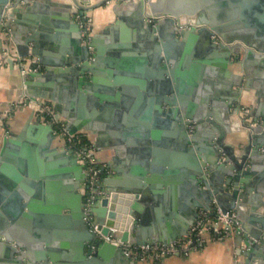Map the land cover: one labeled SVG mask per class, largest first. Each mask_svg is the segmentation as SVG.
I'll return each instance as SVG.
<instances>
[{"label": "water", "instance_id": "obj_1", "mask_svg": "<svg viewBox=\"0 0 264 264\" xmlns=\"http://www.w3.org/2000/svg\"><path fill=\"white\" fill-rule=\"evenodd\" d=\"M22 2L27 6H21ZM203 3L115 0V22L85 41L87 32L77 15L86 16L94 7L91 0L46 4L54 21L35 13L37 0L33 5L29 0H0L1 51L4 55L11 49L7 58L11 68L29 58L39 65L22 74L29 101L54 103L71 133L82 127L94 131L105 101L117 97L109 91L125 80L120 78V60L131 57L123 53L124 42L118 41L117 32L128 40L133 26L149 44L140 60L149 57L154 65L143 69L152 79L143 120L148 127L158 123L168 127L174 146L171 150L150 146V131H142L140 165L125 180L120 168L115 176L105 178L107 194L96 196L90 212L104 233L113 227L128 244H171L188 234L200 211L218 205L239 218L242 264H264V99L254 110L255 122L247 125L249 139L237 151L225 143L226 131L217 134L208 118L212 115L208 107L220 103L217 98L194 97L195 114L183 98L184 91L198 95L196 83L210 74L207 63L212 54L224 51V68L232 56L244 64L249 60L264 64V48L251 44L236 29L232 21L236 10L232 13L228 6L229 12L209 17ZM8 8L11 11L3 23ZM54 25L63 28L65 40L60 41ZM7 33L10 44H5ZM196 41L201 43L198 62L186 56L188 69L181 68L185 65L176 61L173 48L192 46ZM185 78L190 80L187 88ZM230 107L224 104L226 110ZM34 113L18 135L4 137L0 149V264H136L121 245L92 230L84 203V167L73 149L52 147L53 126L43 121L34 124ZM204 126L211 133L202 135ZM33 129L36 137H42L39 148L27 140Z\"/></svg>", "mask_w": 264, "mask_h": 264}, {"label": "crops", "instance_id": "obj_2", "mask_svg": "<svg viewBox=\"0 0 264 264\" xmlns=\"http://www.w3.org/2000/svg\"><path fill=\"white\" fill-rule=\"evenodd\" d=\"M29 1L33 5L32 3L36 0ZM37 1H39V5L35 13L48 16L51 21H54L56 17L51 15V12L47 10L48 8H44L46 4L65 5L71 2V0ZM103 1L91 0L94 7L86 11V17L94 33L102 32L105 27L113 24L117 19L113 10L115 0ZM201 1L204 2L206 15L209 17H220L223 13L225 14V11H228L226 10L228 6L232 13L237 11L236 17L232 19L237 23L236 29L251 44L264 48V0ZM21 6H27V2H22ZM54 26L55 33L59 34L60 41L65 40L67 34L63 31V28ZM59 28L60 31H57ZM117 33L118 41L124 42V44H121L123 45L121 49L124 51L122 52L131 56H126L120 60L122 72L119 74L120 78L125 80L114 84V88L109 91L113 95L116 94L117 97L110 102L109 100L105 101V104H107L105 109L99 110L102 116L96 118L97 128L93 131L82 127L79 131L88 134L96 147L97 156L107 163V177L115 176L117 174L116 168H120L122 179L125 180L131 176L135 165H140L138 161L143 158L141 154L143 143L141 137H139L142 131H150L149 138L152 141L148 144L150 146L158 145V147H166V150H171L174 143L171 140V132L168 127L162 126L160 123L151 124L148 127L145 125V120H143V115L149 105L147 97H151L150 91L152 89V84H150L152 79L144 75L143 69L145 67L153 68L154 65L147 56V61H141L140 59L143 58V53H148L149 44L145 38L136 33L133 26L130 27V38L128 40L122 38L120 31ZM234 42H239L244 47H250L239 39ZM192 44L188 47L182 45L173 48L176 61L181 65H185L181 67L183 69H188L186 56L189 57L190 62H198L197 60H199L197 53L201 51V43L196 41ZM1 49L0 45V61H2L0 64V149L4 137L6 135H18L34 111V107L27 103L29 99L24 96L25 85L22 81L23 73L20 71L19 63L16 62L15 68H11L9 62L4 59ZM223 52V50H220L219 53L210 56L211 61L207 63L210 74L204 75L201 82H197L195 86V89H199L198 95L195 96L192 92L186 93L184 91L183 98L186 106L194 114L196 112L193 105L197 102L194 97L205 94L217 98L216 100L220 103L208 107V110L212 112V115L208 118L215 126L217 134L226 131L225 143L236 147L237 150L240 144L246 143L249 139L250 128L247 125L251 121L255 122L254 110L257 108L258 103L264 99V64L253 60H249L248 63L244 64L242 59H235L232 56L228 59L229 63L224 68L222 61L225 56ZM230 60L234 62L231 63ZM132 72L134 77L129 74ZM126 78L131 80L139 78L143 81L139 83L135 79L128 81ZM111 80L114 79L111 78ZM189 81L187 78L184 79V88L190 85ZM229 103L231 107L226 110L224 104L228 105ZM77 110L79 111V109ZM32 120L34 124L41 122L36 113H34ZM36 131V129H33L29 133L27 132V140L36 148H39L42 145V137H36ZM211 131V128L204 126L202 135L209 134ZM166 143H169V145L165 146ZM52 147L64 150L61 140L56 137L52 141ZM181 199L184 201L183 197ZM241 246H243L242 238L237 233L223 240H211L203 248L192 250L187 255L167 256L163 259L162 264H242L244 255L238 254V249Z\"/></svg>", "mask_w": 264, "mask_h": 264}, {"label": "built area", "instance_id": "obj_3", "mask_svg": "<svg viewBox=\"0 0 264 264\" xmlns=\"http://www.w3.org/2000/svg\"><path fill=\"white\" fill-rule=\"evenodd\" d=\"M82 4H85L81 1ZM11 8L3 17L5 23ZM84 32H87L85 41H89L93 33L92 26L85 16L77 15ZM6 43L9 42V33H7ZM4 59L11 56V49H7ZM2 61H0V64ZM20 71L25 73L29 70H37L39 65L35 59H29L19 64ZM34 107V112L39 116L41 121L49 123L54 128L56 138L61 140L63 149H73L78 157V161L83 165L84 172L87 175L85 194V210L87 220L90 222L92 230L97 235L108 241L121 245L126 253L135 260L136 264H162L165 257L170 255H187L192 250L203 248L211 240H223L239 233V218L234 211L224 212L218 205L212 210L200 211L196 222L191 226L187 235L178 238L171 244L156 242L152 245H131L121 239L118 230L111 227L108 233H104L100 224L94 219L90 212L92 204L95 202L97 195H106L104 189V179L107 177V163L100 160L97 156V150L90 137L86 132L78 131L71 133L62 117L57 115L53 103L50 100L27 102ZM194 130V125L190 126V132Z\"/></svg>", "mask_w": 264, "mask_h": 264}, {"label": "bare ground", "instance_id": "obj_4", "mask_svg": "<svg viewBox=\"0 0 264 264\" xmlns=\"http://www.w3.org/2000/svg\"><path fill=\"white\" fill-rule=\"evenodd\" d=\"M237 234V233H236Z\"/></svg>", "mask_w": 264, "mask_h": 264}]
</instances>
